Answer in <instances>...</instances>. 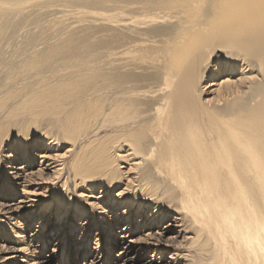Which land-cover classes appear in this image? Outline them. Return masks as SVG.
I'll use <instances>...</instances> for the list:
<instances>
[{"label": "bare ground", "instance_id": "obj_1", "mask_svg": "<svg viewBox=\"0 0 264 264\" xmlns=\"http://www.w3.org/2000/svg\"><path fill=\"white\" fill-rule=\"evenodd\" d=\"M0 264H264V0H0Z\"/></svg>", "mask_w": 264, "mask_h": 264}]
</instances>
